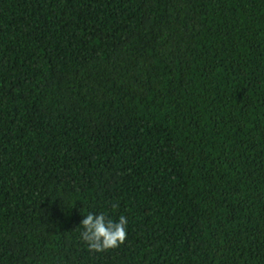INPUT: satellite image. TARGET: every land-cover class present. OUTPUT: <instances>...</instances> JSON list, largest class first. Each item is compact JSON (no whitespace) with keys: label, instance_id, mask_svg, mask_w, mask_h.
I'll return each instance as SVG.
<instances>
[{"label":"trees","instance_id":"1","mask_svg":"<svg viewBox=\"0 0 264 264\" xmlns=\"http://www.w3.org/2000/svg\"><path fill=\"white\" fill-rule=\"evenodd\" d=\"M0 264H264V0H0Z\"/></svg>","mask_w":264,"mask_h":264},{"label":"clouds","instance_id":"2","mask_svg":"<svg viewBox=\"0 0 264 264\" xmlns=\"http://www.w3.org/2000/svg\"><path fill=\"white\" fill-rule=\"evenodd\" d=\"M127 223L124 216L119 218V222H115L107 219L103 213L99 215L88 213L81 221L84 229L81 233L82 240L90 249L100 252L118 247L126 238Z\"/></svg>","mask_w":264,"mask_h":264}]
</instances>
